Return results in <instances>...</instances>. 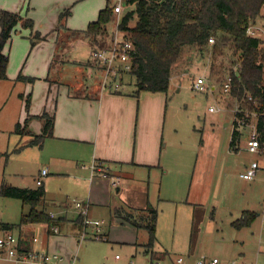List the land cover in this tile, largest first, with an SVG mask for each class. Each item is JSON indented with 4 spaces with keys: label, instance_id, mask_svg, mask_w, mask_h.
<instances>
[{
    "label": "rangeland",
    "instance_id": "rangeland-1",
    "mask_svg": "<svg viewBox=\"0 0 264 264\" xmlns=\"http://www.w3.org/2000/svg\"><path fill=\"white\" fill-rule=\"evenodd\" d=\"M114 2L115 0H0V7L13 9L21 16L7 44L12 50L9 61L17 58L18 71L23 67L24 73L26 71L35 73H26V75L30 74L28 76L33 77L34 81L21 79L19 74L9 82L0 79V84H4L3 88L8 91L6 100L0 105L2 106L0 183L6 181L19 186H38L36 175L46 167L44 160L49 156L47 153L49 147L47 149L37 145H27L31 136L14 132L21 108L24 109L21 120L23 121L28 111L32 114L33 107L40 98L41 80L35 76H45V72H42L43 63L49 56V46L51 44L55 46L54 41L57 39L55 35L49 37L47 34L42 35L41 31L49 32L54 25H57L61 13L69 8L71 12L64 15L62 24L57 27L61 41L56 50L57 53L64 51V54L63 57L59 56L55 63L58 64L61 58L67 59L68 54L71 57L85 59L91 56L88 42L91 47L109 44L112 34H115L114 29L119 16L114 15L113 20L108 24L107 33L98 35V43L91 39H87V42L84 36H71L73 28L86 29L89 22L97 18L99 11L107 3ZM134 7V4H128L126 11ZM28 18L34 20L33 27L24 24ZM135 21L136 19H133L131 23L135 24ZM250 25L258 29L259 36H264V6ZM69 28H72L71 32H68ZM47 37L48 41L43 44L45 48L41 50L39 47L35 51L36 47L32 45ZM64 42L69 45V49L62 46ZM230 45L231 42L217 51L212 42L203 48L204 51L198 46L185 47L182 55L173 65L172 75L175 80L172 78L171 86L167 91L165 150L162 156L164 166L154 171L151 178L146 172L139 176L142 173L138 169L136 173H132L137 179L131 180L133 178L131 177L125 180L127 182L121 185L120 191L119 182L112 185L110 189L112 203L92 200L91 219H103L105 224L103 223V230L101 225V231L108 232V240L100 231L98 233L100 238L94 237L97 229L91 230L93 234L80 240L72 234L68 237L64 235L65 232L61 233L59 236L65 244L59 251L67 258L76 257V264H133L132 261L136 264H146L148 261L146 254L142 251L136 254L134 242H147V230H137L132 224L122 223L121 220L111 221L110 204L121 201L128 194L138 196L141 186L138 179L147 178L146 185L150 181L148 196L155 200L153 203L159 209L156 243L159 249L148 251L151 257L153 254L156 256V259L152 260L153 264H157L159 261L157 259L164 257V252L161 250L170 253L160 260L161 264H174L179 257L184 259L182 264H196V260L202 254L208 256L210 260L217 257L219 259L217 264H225L229 258L235 260L237 262L235 264H264V170H259L253 180L240 177L244 164L257 159L258 155L246 149L235 151L230 148L234 109L240 101L232 93L224 91V83L232 70L239 69L241 62L240 53H235ZM86 63L88 64L89 61L78 62V66L67 64L60 70V66L55 65L50 76L59 77L66 83L71 82L70 80L84 77ZM95 63L96 61L93 60L89 65L96 69L99 64ZM201 74L207 76L216 88L207 91L194 90L193 81ZM124 76L125 82L130 81L132 83L130 86H135L136 78L133 75L126 72ZM25 82L32 85L33 91L28 109L26 106L28 94L22 96ZM83 88L81 86V89ZM241 104L246 109L256 111L245 103ZM212 105L219 106L220 110L210 111ZM34 118L30 121L29 127L36 131L35 125L40 120ZM245 138L246 134L241 136L242 145L245 143ZM7 152H9L8 157ZM104 167L107 175L110 174L109 167ZM155 174L159 177L158 181L154 179ZM45 187V199L51 204L52 211L56 212L58 209L53 203L82 198L81 193L87 188L85 185H77L70 175L57 176L52 171L45 178ZM187 199L193 203L181 202ZM43 206L44 204L41 205ZM73 208L69 211L77 213L78 209L75 206ZM242 208H250L260 214L252 227L243 228L238 232L231 221L236 219L237 213ZM28 209L29 206L23 205L20 199L0 195V223L17 224L20 222L22 211ZM194 211H196V222L192 227L194 219L190 222L187 214ZM17 229L15 228L14 231L19 232ZM241 234L247 235L245 245L242 244ZM244 247H246L245 254L236 250ZM190 248L195 249L194 253L190 252ZM116 254L121 257L116 258ZM0 264H15V262L0 252Z\"/></svg>",
    "mask_w": 264,
    "mask_h": 264
},
{
    "label": "crops",
    "instance_id": "crops-1",
    "mask_svg": "<svg viewBox=\"0 0 264 264\" xmlns=\"http://www.w3.org/2000/svg\"><path fill=\"white\" fill-rule=\"evenodd\" d=\"M61 24L62 23H60V20H58L57 25H54V27L51 28L49 32L44 33L41 31L42 35L46 36L47 34L48 37L50 35H55L57 36V39L54 41L55 46L53 44L49 46V56L43 63L42 72H45V76H35L36 78H39L41 80L39 93L40 98L36 102L35 107H33L34 109L32 108L33 111L32 109L31 111L32 114H40L44 110H47L54 115L55 123L53 135L46 137L42 146L44 148L46 147L47 149L49 147L47 152L49 156L46 157V160H44L46 167H43L40 170L35 179L40 176L44 168H47L48 173L43 179L44 186L45 178L51 171L57 176L70 175L72 177V181H74L77 185L87 186V188L84 189L81 193L83 197L76 199H89L88 218L90 220L93 203L92 200H101V202L103 203H108L110 201L112 203L113 198L111 194L112 191L110 189L112 185H115L114 182H119L120 185L118 187V190L120 191L121 185H124L127 182L125 180L131 177H133L131 180L137 179L134 178V175H132V173H136L138 169L140 173H142L139 176H142L146 172L149 178H151L154 171L164 166L162 163V156L165 150L164 134L166 130L168 94L165 91L150 90H141L139 93H136V82L135 86H130L132 83L130 81L125 82V76L122 78V80H120V82H118L119 85L117 89L112 87L103 88L104 68L100 61L95 59L92 55V50L96 47H100V45L95 47L92 45L91 47L87 38H85V41L88 42L87 45L90 48L89 53L91 56H88L85 59H79L76 57H71L68 54L67 59L61 58L58 64H56V59L59 56L63 57L64 54V51H62V53H57L56 50L57 45L61 41L59 35L60 33L57 31V27ZM69 29L68 32H71L72 28ZM73 30L81 29L73 28ZM48 37L46 39L43 38L39 40L35 45H32V47H36L35 51H37L39 47H41V50L45 48L43 44L48 41ZM73 39L75 38L73 37ZM7 44L5 46V51L10 55L12 50L7 47ZM62 46L65 49H69V45L65 42L64 45L62 44ZM93 60H95L96 63L98 62V64L100 65H98V68L96 69L94 68V66L89 65L90 62H93ZM87 61H89V63H86L87 67H85L84 77L81 76L79 78L70 80L71 82L66 83L60 80L59 77L50 76V72L52 74L55 65H57L58 67L60 66V70L67 64L72 63L78 66V62L85 63ZM18 63L19 61L17 60V58L9 61L7 69L8 78L2 79V81L9 82L11 81V79H15L16 75L20 73L24 75H26V73L35 74L30 71H26V73H24L23 67L18 71ZM172 78L175 80V77L172 75L171 83ZM36 83L37 81L35 82V84ZM2 85L4 84H0V105L6 100V95L8 94V91L5 90ZM24 86L25 87L23 89L24 91L22 93V96L23 94L27 95L29 94V92H33L31 90L32 85H30L29 82H25ZM81 86H83L84 88L81 89ZM73 87H77L80 89L76 90ZM1 109L2 106H0V111H2ZM23 116L24 109L22 107L18 120L21 121ZM34 119L37 118L35 117ZM39 120L40 122H37L35 125V133L41 132L39 130H41L43 126L42 120ZM231 139L232 132L230 143ZM236 145L237 149H234L235 151H240L241 149H243L244 144L242 145L241 142L238 141ZM232 149L233 148H231V150ZM94 162L103 163L105 166L109 167L110 174H94L91 169V164H93ZM249 164L250 162L245 163V167L243 168V170ZM181 167L183 166L181 165ZM163 170L165 173V169ZM162 174L163 172H161V175ZM155 175L156 176L154 179L155 181H158L159 177L157 176V174ZM146 179H138L139 183H141L138 196H131L130 194H128V196H126L121 201L110 204L111 221L118 222L119 220H121L122 223L127 222L113 215V209L117 206L125 205L136 208H143L148 204V202H151L154 205L153 201L155 200H152L151 196H148V185L150 184V181L149 184L146 185ZM127 186L128 184L126 185V189L128 188ZM74 201L65 200L60 201L59 203H53L55 204V206H57V213L55 210L52 211L51 204L49 203V201H47V199H45L47 210L50 213H54V217L62 218L60 224L56 225L59 228L58 231H55L52 227H50L49 229L47 224L41 223L23 225L19 229L16 228L19 232L13 230L14 233L18 234L24 241H26L31 246V248L50 250L58 252L65 256L62 252L59 251L63 248V244H65L64 241L60 238L59 234L67 232L68 234L64 233V235H67L69 237L72 234L73 236H76L78 240H80L81 235L84 231L88 232L87 236L89 234H93L91 230L95 229V226L92 221L99 220L94 218L91 219V222H89L88 224H85V222L83 223L81 218L82 215L80 214L79 210L75 209L77 213L75 211H69L75 206ZM181 202H184L186 204L193 203V201H189L188 199ZM245 210L251 209H240L239 213H237V217L235 218H240ZM195 212L196 211L187 214L190 222L194 219L192 222V227L195 226L196 222ZM256 212L257 219L260 212ZM236 219H233L231 223L232 226L236 230H238V232L242 231L243 228L252 227L253 223L256 220L255 219L248 226L236 228L233 225V221ZM100 221L102 222L103 230V223L105 224V222L103 221V219ZM133 227L136 228L134 225ZM136 229L140 230L139 228ZM36 233L39 234L40 237V240L38 242L33 241V236ZM102 234L106 235V240H108V232L104 230L102 231ZM246 236V234H241L240 236V238H243L242 244L244 245L246 242ZM145 243L146 241H137L134 242V245L136 247V254L138 253V251L144 252L149 261L152 258L150 254L146 252V249L144 247ZM154 249L158 250L159 247L155 246ZM245 249L246 247H244V249L236 248V250L242 251L241 254H245ZM194 250L195 249L190 248V252L194 253ZM161 252H164V257L157 260H162L167 255H170L168 251L161 250ZM204 255L205 254H202V256ZM200 258L196 260V264ZM73 259L77 260L76 257L72 256L70 258H67V256H65V263H69ZM227 260L228 261L225 264L237 263L231 258ZM172 261L174 262V260ZM177 263L178 261L174 262V264Z\"/></svg>",
    "mask_w": 264,
    "mask_h": 264
},
{
    "label": "trees",
    "instance_id": "trees-1",
    "mask_svg": "<svg viewBox=\"0 0 264 264\" xmlns=\"http://www.w3.org/2000/svg\"><path fill=\"white\" fill-rule=\"evenodd\" d=\"M127 1L135 7L121 16L118 27L130 34L136 47L132 68L128 72L136 78V93L141 90L167 92L171 85L173 65L186 46H198L203 49L212 42L217 51L231 42V49L235 53L239 52L241 56L239 69L230 72L233 83L231 93L239 101L258 111V128L264 133V36L248 33L247 30L251 22L261 13L264 0ZM70 12L68 8L61 13L60 23L64 15ZM114 15H116L114 3H107L99 11L97 18L89 22L86 29L74 30L71 36H84L98 43V35L107 33L108 24L113 20ZM20 18L17 11L0 8V79L8 78L10 56L5 51V46ZM133 19H136L135 24L131 23ZM24 24L33 27L34 20L28 18ZM19 78L34 81L33 77L22 73L19 74ZM31 98L32 93L28 94L27 109L31 104ZM34 117L43 122L39 133H35L29 127ZM235 122L234 118V124ZM54 123V115L47 110L40 114H31L28 111L24 120L15 124L14 132L30 135L27 145L42 147L45 138L53 135ZM238 138V131L233 129L230 145L235 150ZM8 156L9 152H7ZM0 195L18 198L23 205L29 206L27 211H22L19 223L1 222L0 226L5 230H15L23 225L41 223L47 224L50 229L60 224L62 218L52 217L46 208L44 184L29 187L2 181ZM42 204H44L43 207H41ZM113 215L136 228L147 230L148 240L144 247L146 252L154 250L158 240L159 209L157 206L151 202L143 208L117 206L113 209ZM256 217V211L245 210L240 218L233 221V225L236 228L248 226ZM81 218L84 223L83 216ZM23 245L26 250L31 249L26 241ZM151 258V260L156 259V256L153 254Z\"/></svg>",
    "mask_w": 264,
    "mask_h": 264
},
{
    "label": "built area",
    "instance_id": "built-area-1",
    "mask_svg": "<svg viewBox=\"0 0 264 264\" xmlns=\"http://www.w3.org/2000/svg\"><path fill=\"white\" fill-rule=\"evenodd\" d=\"M126 1V4H125ZM127 0H115L114 9L115 13L119 16L115 28V34L107 46L96 47L92 50V55L95 59L99 60L104 68V80L103 88H115L117 89L120 80L124 77L126 72H129L132 68V62L134 54L136 51L135 44L130 37V34L126 31L120 30L118 25L121 21V16L126 12ZM248 33L256 34L258 29H255L253 25H249ZM193 89L196 91H207L209 89H215L216 85L211 84L210 80L205 75H197L193 81ZM233 87L232 76L228 75L224 83V91L231 93ZM249 98H252L249 96ZM239 101V100H238ZM243 101L237 103V107L234 109L235 123L233 129H236L239 134L238 141L241 142V136L246 134L245 143L243 149H246L252 153L258 155L257 159H254L250 164L240 172V177L246 180H253L259 170H264V133L263 130L258 128V111H252L246 109L242 106ZM212 112H218L220 110L219 106H210L209 108ZM258 113V114H257ZM103 163L94 162L91 166L93 173H101L107 175L106 169ZM48 173V169L44 168L39 177H37V184H43V179ZM114 182V184H116ZM76 208L79 210L80 214L84 217L85 224L90 222L89 215V201L88 200H78L74 201ZM52 217L55 216L54 213H50ZM95 229L97 232L93 235L96 238H100L98 235L101 231L102 222L100 220H95ZM55 231H58V226H52ZM2 233L0 234V252L5 254L7 257L11 258L15 264H76V260L73 259L69 263H65V256L58 252L31 248L26 250L24 248V240L13 230H5L1 228ZM88 232L84 231L81 235V239L87 237ZM40 240L39 234L33 236V241L38 242ZM116 257H120L117 254ZM179 264H182L184 259L179 257L177 259ZM217 264L219 259L214 257L213 259H208L207 256H202L197 264ZM133 264H136L132 261ZM146 264H153L152 260H149ZM157 264H161L160 260Z\"/></svg>",
    "mask_w": 264,
    "mask_h": 264
}]
</instances>
